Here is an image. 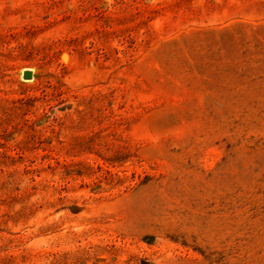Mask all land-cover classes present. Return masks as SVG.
<instances>
[{
    "label": "rangeland",
    "instance_id": "rangeland-1",
    "mask_svg": "<svg viewBox=\"0 0 264 264\" xmlns=\"http://www.w3.org/2000/svg\"><path fill=\"white\" fill-rule=\"evenodd\" d=\"M0 264H264V0H0Z\"/></svg>",
    "mask_w": 264,
    "mask_h": 264
},
{
    "label": "water",
    "instance_id": "water-1",
    "mask_svg": "<svg viewBox=\"0 0 264 264\" xmlns=\"http://www.w3.org/2000/svg\"><path fill=\"white\" fill-rule=\"evenodd\" d=\"M25 77L26 78H32L33 77V72L32 71H25Z\"/></svg>",
    "mask_w": 264,
    "mask_h": 264
}]
</instances>
